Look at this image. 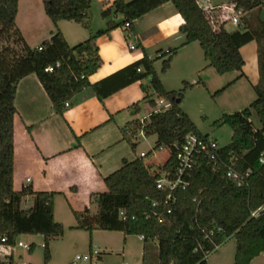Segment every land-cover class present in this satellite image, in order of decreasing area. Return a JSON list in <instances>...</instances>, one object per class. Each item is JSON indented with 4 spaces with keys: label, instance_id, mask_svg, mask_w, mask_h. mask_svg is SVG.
I'll return each mask as SVG.
<instances>
[{
    "label": "trees",
    "instance_id": "16d2710c",
    "mask_svg": "<svg viewBox=\"0 0 264 264\" xmlns=\"http://www.w3.org/2000/svg\"><path fill=\"white\" fill-rule=\"evenodd\" d=\"M168 3L183 19L180 31L185 35V42L181 47L198 42L208 67L218 75L238 71L243 77L246 62L241 49L250 43L257 45L260 74L259 84L254 86L257 97L249 107L222 117L221 123L233 131L231 143L220 147L216 165L200 161L185 178L189 182L186 189L175 192L176 203L165 205L167 192L158 190L156 183L164 174L175 173L177 149L189 135L209 137L199 132L180 107L184 93L204 83L200 79L195 85L183 82L180 91L164 87L153 64L163 60L161 73H167L179 48L159 52L154 61L145 56L117 73L124 75L129 84L151 77L152 95L170 104L167 110L155 112L156 101L148 95L145 99L149 100L153 112L146 120L128 123L122 130L123 140L135 149V140L140 134L155 135L154 150L166 149L169 158L159 169L145 164L144 157L125 161L122 168L104 178L106 191L92 196L97 205L95 214L89 207L73 210L74 228L88 231L91 237L95 231L138 236L143 238L145 248L156 242L160 264H208L206 252L215 251L230 237L235 239V264H252L264 253V211L252 217L264 204V162L261 161L264 160V0L233 2L240 18L233 32L224 27L213 31L207 7L201 5V0H115L102 13L104 18L112 20L106 29L97 32L92 31L90 23V0H43L45 14L54 25L60 21L75 22L89 30L90 36L70 46L56 28L50 40L35 48L27 44L16 25L19 0H0V245L14 248L20 236H42L44 262L48 264L50 241L64 233L63 225L55 219L54 200L58 193L35 192L31 186L19 192L14 189L15 119L18 116L15 100L20 81L35 75L53 110L60 116L68 107L76 105L79 96L86 91L95 93L103 101L102 83L91 85L89 82L102 65L96 39L126 24L134 33L136 21ZM119 14L124 19L116 23L114 17ZM12 38L16 39L19 50L1 46ZM57 64L60 66L53 72L46 71ZM137 107L138 104L134 105ZM253 112L259 119V128L251 121ZM27 130L31 131V127ZM228 168L245 177L241 186L227 178ZM27 196L33 199L30 208L23 207ZM155 202L157 206L153 207ZM168 208H171L170 214H167ZM121 211L127 214V220L121 219ZM211 232L213 236H209ZM4 238L6 241L2 242ZM34 247L30 245L29 252H33ZM0 264H16L13 254L3 260L0 258Z\"/></svg>",
    "mask_w": 264,
    "mask_h": 264
},
{
    "label": "crops",
    "instance_id": "0c3cea01",
    "mask_svg": "<svg viewBox=\"0 0 264 264\" xmlns=\"http://www.w3.org/2000/svg\"><path fill=\"white\" fill-rule=\"evenodd\" d=\"M90 1L92 8L93 6L98 8V13L92 14L93 20H97L91 24L92 31L106 29L112 19L104 18L102 13L112 6L115 0ZM234 1L201 0V5L233 6ZM30 2L31 0H26L27 5ZM21 7L22 3L19 0L17 18ZM114 20L116 23L121 22L119 15L115 16ZM182 24V17L176 8L168 3L136 21L134 33H131L129 28L120 27L98 37L96 45L102 65L89 78V82L91 85L102 83L101 95L104 96V100L100 101L95 93L86 91L79 96L78 103L68 107L61 116L53 110L45 89L35 75L21 80L15 100L18 113L15 119L16 135L20 127V137L15 143V191L19 192L27 183L35 192L58 193L54 200V210L55 219L59 223H62L57 220L60 205L63 206L65 203L68 205L71 213L66 210L65 218L69 220H73L71 216L73 210L82 211L86 207L91 209L92 196L106 191L104 178L122 168L125 161L132 162L138 157L136 147L133 149L123 140L122 130L134 120H146L140 116L145 109L149 107L152 109L149 100L145 99L148 95L153 96L151 77L129 84L124 75L116 74L145 56L154 61L159 52L179 48L169 71L178 65V61L181 62L177 75L180 83L188 82L195 85L200 79L205 85L207 80L216 79L221 86L228 82V85L231 84L230 87L237 88L243 83L244 77L249 78L250 63H253L252 69L259 74L258 47L255 43L241 49L246 62L243 77L238 71H235L238 74L225 76L228 78L213 74L212 71L215 70L208 67V62L204 61V57L193 48L197 42L181 47L185 42V35L180 31ZM230 25L235 29H230ZM55 27L61 30L70 46H75L90 36L89 30L75 22L60 21ZM223 27L228 32L237 30V25L232 22L225 23ZM133 44L136 46L134 50L130 49V45ZM245 54L252 62H249ZM162 62L163 60H156L153 64L158 74V67ZM167 73L161 76L164 77ZM258 74L255 79L258 78ZM160 80L167 90H172L166 81L162 78ZM256 97L255 93V99ZM136 104L138 107L134 108ZM152 112L153 109L148 115ZM28 127H31V131L27 130ZM143 153L146 154L139 153L140 157ZM145 164L156 169L154 164L146 162ZM17 183H20L19 189H16ZM69 224L71 227L75 225L74 222ZM101 232L103 231H95L92 239L97 240V235ZM129 237L125 236L124 252L128 251ZM140 240L142 241L141 238ZM109 245L107 243V246ZM143 262L145 264V259Z\"/></svg>",
    "mask_w": 264,
    "mask_h": 264
},
{
    "label": "rangeland",
    "instance_id": "374dc122",
    "mask_svg": "<svg viewBox=\"0 0 264 264\" xmlns=\"http://www.w3.org/2000/svg\"><path fill=\"white\" fill-rule=\"evenodd\" d=\"M21 3L22 7L16 19V25L27 44L35 48L44 41L50 40L51 33L55 31L56 25L46 16L43 0H31L29 5L26 4V0H21ZM97 13L98 8L96 6L92 8L91 6L89 12L91 24L97 21L96 19L93 20L92 14L96 15ZM119 18L121 21L124 19L120 14ZM92 20L94 22H92ZM230 29H235V27L230 25ZM15 40V38H12L9 41L3 42L1 46L19 50L20 46L15 45ZM193 48L204 57L198 42L193 45ZM245 52L247 54V50H245ZM246 57L249 62H252L248 55H246ZM203 60L206 61L205 58ZM180 63L181 62L178 61V65H176L173 70L171 69L164 77L161 76L162 64L158 67L160 78L166 81L169 85L168 87L174 91H180L183 87V83H180L177 78L179 72L178 67L181 65ZM252 65L253 63H250V69L248 71L249 78L244 77L243 83L238 85L237 88L230 86L229 88L228 82L226 85L221 86L216 79H210L207 80L205 85L199 84L194 86L193 89L186 91L183 95V101L180 105L181 109L190 117L202 135L209 136L211 139L217 141L221 148L231 143L233 134L232 129L228 125H223L221 123L222 117L225 114H234L242 111L249 107L255 100L254 86L256 87L259 84L258 79H260V74L257 73L258 78L255 79L257 74L256 71L252 69ZM212 72L213 74H217L215 71ZM232 74L238 73L231 72L220 76L228 78L225 76H232ZM226 86L227 88L222 93L216 95L219 90ZM153 99L155 101L159 100L155 96H153ZM151 111L152 109L150 107L145 109L140 117L148 119V113ZM251 121L257 128L260 127L259 119L254 112L252 113ZM19 128L17 129V135L15 133V143H17V139L20 137ZM156 141L157 137L155 135L144 136V134H141L135 140V143L137 144V158H140V152H145L147 156L144 157L143 160L148 164H154L156 169H159L169 158V152L166 149L155 151ZM17 148L19 149V147ZM153 154L154 156H152ZM19 186L20 183H17L16 189H19ZM25 187H27V183ZM32 203V197L27 196L24 198L23 207L30 208ZM91 209L97 212V205L93 199ZM66 210L70 212L66 203L58 207L57 220L62 221L61 224L64 227V233L61 237L54 238L50 241L49 251L51 259L48 264H89L85 261H77L76 257L89 255L92 250H98L101 253L102 258L99 260L98 264H144L143 259H145V264H160L158 244L156 242H151L145 248L144 242H142L138 236H130L128 251L124 252L125 236L123 234H107L101 232L97 235V240L94 241L88 231L74 228L76 226V219L73 214L71 215L73 220L65 218ZM71 222L75 224L72 227L70 226L71 224H69ZM17 242H22L27 245L33 244L35 247L33 252H29L25 248H17L14 254V261L16 264H45V249L43 247L45 244L44 237L20 236ZM107 243L110 245L107 246ZM235 249V239L234 237H230L226 239L216 251L209 255L207 263L235 264ZM0 258L2 260L4 259L3 257ZM252 264H264V254L255 259Z\"/></svg>",
    "mask_w": 264,
    "mask_h": 264
},
{
    "label": "built area",
    "instance_id": "2783aa9c",
    "mask_svg": "<svg viewBox=\"0 0 264 264\" xmlns=\"http://www.w3.org/2000/svg\"><path fill=\"white\" fill-rule=\"evenodd\" d=\"M207 16L212 27L213 31L218 32L221 27L225 25L227 22H232L234 25H239V14L234 9V6H220V7H207ZM130 27L129 24L125 25V28L128 29ZM136 46L130 45V49L134 50ZM39 50H42L40 47ZM60 65L57 64L55 67H49L46 71L53 72L55 68H58ZM140 71V70H138ZM156 109L155 112L163 109L167 110L170 107V104L164 101L163 99H159L156 101ZM219 150L220 147L217 141L208 138H202L195 135H189L186 138V142L177 149V168L174 174L172 175H163L156 183L157 189L161 191L167 192L166 199L164 201L165 205H174L176 203L175 192L178 189H186L189 185V182L185 179L190 175V172L200 163V161L205 160L209 164L216 165L219 161ZM146 154H141V157H145ZM264 162V160H261ZM249 174L246 175L248 177ZM227 178L235 183L237 186H241L245 177L240 175L233 168H228L227 170ZM28 181H30L28 179ZM153 207H156V202L153 203ZM264 211V204L257 211L252 213V217H257L261 212ZM171 213V208H168L167 214ZM120 217L122 220H127L128 216L124 211L120 212ZM135 217H132L134 220ZM161 220V219H160ZM209 236H213V232L209 234ZM143 239V238H141ZM6 238L2 239V242H5ZM17 248H25L27 251L30 249V245L23 244L22 242H17L14 248H8L4 245H0V257L4 259L11 254H15V250ZM218 247L216 248V250ZM215 250V251H216ZM214 252V251H213ZM213 252H206V257ZM101 258V253L98 250H92L89 255L77 256V261H85L89 264H98ZM128 264V263H125Z\"/></svg>",
    "mask_w": 264,
    "mask_h": 264
}]
</instances>
